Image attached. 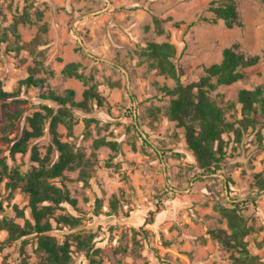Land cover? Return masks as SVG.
<instances>
[{"label": "rangeland", "instance_id": "374dc122", "mask_svg": "<svg viewBox=\"0 0 264 264\" xmlns=\"http://www.w3.org/2000/svg\"><path fill=\"white\" fill-rule=\"evenodd\" d=\"M212 0H0V84L15 93L7 107L20 116L11 126L0 108V159L10 168L27 172L37 163L31 148L43 157L52 142L46 128L31 139L25 154H10L11 145L29 129L26 117L44 113L42 106H58L43 98L68 89L79 101L86 86L61 70L71 62L91 75L104 106L89 111L71 110V130L58 124L60 139L71 143L91 164L90 175L81 180L79 171L66 170L54 179L64 187L74 205L62 203L50 217L48 233L58 244L68 243V264H235L233 250L214 239L213 232H228L220 209L232 208L256 194L255 204L237 209L251 227L244 239L256 264H264V119L244 129L238 94L264 85V62L244 69V77L219 86L211 96L225 108V120L240 132L223 136L226 154L216 173L203 171L186 146L183 127L166 111L173 87L170 77L150 68L143 56L149 43L169 42L183 85L198 81L204 67L219 63L222 51L235 46L245 56L264 52V0H234L231 26L214 21L208 11ZM162 20L159 35L153 19ZM15 27V34L13 33ZM33 75L43 82L36 87L20 80ZM14 101V102H13ZM48 124H46V127ZM198 128V124H195ZM146 138L147 143L142 141ZM97 140L117 143L95 148ZM52 160L56 155L52 151ZM0 179V219L23 225L33 223L28 198L6 187ZM165 191L173 195L162 194ZM117 212H111V201ZM151 211L154 214L151 215ZM110 213V214H109ZM59 215L78 219L74 227L56 223ZM74 235H92L89 253L78 249ZM0 230V264H38L36 235L6 241Z\"/></svg>", "mask_w": 264, "mask_h": 264}, {"label": "trees", "instance_id": "16d2710c", "mask_svg": "<svg viewBox=\"0 0 264 264\" xmlns=\"http://www.w3.org/2000/svg\"><path fill=\"white\" fill-rule=\"evenodd\" d=\"M208 11L217 19L223 20L227 27L231 26L235 15L234 0H212L209 2ZM154 27L159 35L164 34L162 20L154 17ZM15 34V27H13ZM5 31L0 33V43L5 42ZM149 61L150 68L174 80L175 85L171 88L164 87L165 94L171 96V100L166 111L168 118L176 122L177 126L183 127L184 139L187 148L193 154L199 168L208 173H216L219 164L222 162L226 150L223 136L230 135L231 132L239 135L240 132L232 123L225 120V108L220 105L211 93L219 86L230 85L241 80L244 77V69L254 66L259 62H264V52L261 55L245 56L237 51L235 46L226 47L222 51V59L219 63L204 67L198 81L183 85L180 76L188 73V68H183L181 74L177 72L174 62L176 48L169 42L149 43L143 54ZM61 73L65 77H72L81 81L86 88L82 92L79 101H75V92L68 89L64 95H58L53 91L43 96L58 106L56 112L52 107L42 106L44 113L34 112L32 116L26 117L29 129H24L22 136L17 139L10 147V154H25L27 144L31 139L42 137L47 128L52 136V142L48 147L45 156L40 157L36 153V148H31V159L37 166H33L29 171L22 172L17 168H10L3 159H0V179H8L6 187L11 191H20L28 198V207L33 223L25 221L23 225L16 223L13 219L2 217L0 219V230L7 232L6 241L11 242L30 234H35L37 239V251L40 255L38 264H68L70 254L68 243L58 244L54 237L48 233L52 229L50 217L54 208H58L62 203L74 205L75 200L69 197L68 191L64 187H58L54 179L60 178L66 170H75L80 168L79 175L81 180L86 181L90 175L91 164L84 161L83 155L74 149L73 145L60 139L57 132L58 124H64L68 130H71V110L80 109L89 111L93 105L102 107L105 98L101 95L94 83L91 75H84L80 71V64L68 63ZM41 79L29 75L27 78L19 81L18 85L36 87L42 84ZM15 93L2 89L0 84V108L4 111L5 119L11 126L13 120L20 116V111H10L7 109L10 103L5 100L11 99ZM14 102V101H13ZM238 103L241 106L242 118L240 125L246 129L248 126L255 128L258 120L264 119V85L254 90L243 89L238 94ZM46 124L48 126L46 127ZM198 124V128L195 127ZM147 143L146 138H142ZM107 144L113 149L117 148V143L97 140L94 147ZM147 146H150L148 143ZM52 151L56 158L52 160L50 154ZM264 189V181H259V189ZM248 196L240 202L231 201L232 208L220 209L223 217L227 221L228 232L219 230L213 232L214 239L218 240L224 247L232 249V260L235 264H256V256L249 253L244 240L249 234L251 227L247 224L245 218L237 212V209L243 205L255 204L260 194ZM162 194L173 195V192L165 191L157 195L160 198ZM114 214L117 212V202L113 199L110 203ZM0 210H2L0 208ZM110 214V213H109ZM154 214V211L150 213ZM56 223H61L74 227L78 224V219L72 216L59 215L55 219ZM76 247L80 250L88 247L86 253H89V242L92 235L81 236L74 235Z\"/></svg>", "mask_w": 264, "mask_h": 264}]
</instances>
